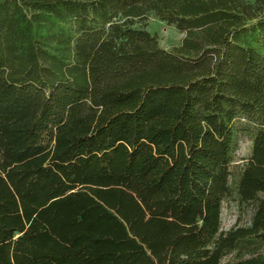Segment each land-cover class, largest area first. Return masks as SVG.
Wrapping results in <instances>:
<instances>
[{"label":"trees","instance_id":"obj_1","mask_svg":"<svg viewBox=\"0 0 264 264\" xmlns=\"http://www.w3.org/2000/svg\"><path fill=\"white\" fill-rule=\"evenodd\" d=\"M0 264H264V0H0Z\"/></svg>","mask_w":264,"mask_h":264},{"label":"rangeland","instance_id":"obj_2","mask_svg":"<svg viewBox=\"0 0 264 264\" xmlns=\"http://www.w3.org/2000/svg\"><path fill=\"white\" fill-rule=\"evenodd\" d=\"M137 26H140L139 24ZM145 27L150 32H154L160 39L161 46L165 49H173L181 45L185 33L179 32L174 26H169L165 22L151 15L145 22ZM252 141L247 136H241L239 149L236 152L233 162V170L239 172L252 154ZM254 214V207L251 204L241 206L236 197H232L224 203L223 207V228L228 230L235 225L245 226L250 224ZM236 254L229 255L224 259V263L235 259Z\"/></svg>","mask_w":264,"mask_h":264}]
</instances>
